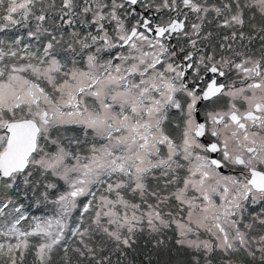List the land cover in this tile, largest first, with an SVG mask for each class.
I'll return each instance as SVG.
<instances>
[{
  "label": "snow or ice",
  "instance_id": "obj_1",
  "mask_svg": "<svg viewBox=\"0 0 264 264\" xmlns=\"http://www.w3.org/2000/svg\"><path fill=\"white\" fill-rule=\"evenodd\" d=\"M0 264H264V0H0Z\"/></svg>",
  "mask_w": 264,
  "mask_h": 264
}]
</instances>
